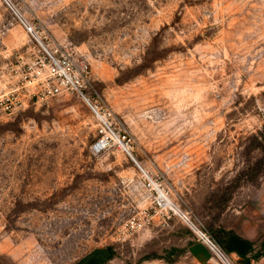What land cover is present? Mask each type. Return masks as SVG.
Segmentation results:
<instances>
[{
	"label": "rangeland",
	"instance_id": "obj_1",
	"mask_svg": "<svg viewBox=\"0 0 264 264\" xmlns=\"http://www.w3.org/2000/svg\"><path fill=\"white\" fill-rule=\"evenodd\" d=\"M9 1L88 57L90 91L182 208L217 240L264 242V0ZM39 55L0 0V97L16 102L0 105V264H78L103 245L110 264H193L197 237L116 145L96 149L87 105L25 95Z\"/></svg>",
	"mask_w": 264,
	"mask_h": 264
},
{
	"label": "built area",
	"instance_id": "obj_2",
	"mask_svg": "<svg viewBox=\"0 0 264 264\" xmlns=\"http://www.w3.org/2000/svg\"><path fill=\"white\" fill-rule=\"evenodd\" d=\"M18 16L25 31L33 38L38 46L40 55L34 66L29 65L24 75L25 95L33 101L45 100L56 95L74 93L90 109L97 127L98 138L94 144L96 149L116 145L126 157L132 159L146 187L151 191L157 205L163 208L167 215L178 217L212 252L215 264H239L234 256L206 228L203 219L195 213L181 207L163 183L150 172L135 157L127 141L128 133L122 130L116 122L114 112L102 102L98 93L90 91V62L84 53L65 48L63 45L51 42L47 35H42L35 26L14 5L5 0ZM0 105L7 111H12L16 102L7 97H0ZM145 224L138 217L137 226ZM254 264H264L256 262Z\"/></svg>",
	"mask_w": 264,
	"mask_h": 264
},
{
	"label": "crops",
	"instance_id": "obj_3",
	"mask_svg": "<svg viewBox=\"0 0 264 264\" xmlns=\"http://www.w3.org/2000/svg\"><path fill=\"white\" fill-rule=\"evenodd\" d=\"M213 230L221 244L239 264H254L264 261V242H256L252 238L231 230L224 231L217 228ZM190 254L193 264H215L212 252L200 240L195 241L190 246ZM112 260L111 249L103 245L89 250L78 261V264H110Z\"/></svg>",
	"mask_w": 264,
	"mask_h": 264
}]
</instances>
